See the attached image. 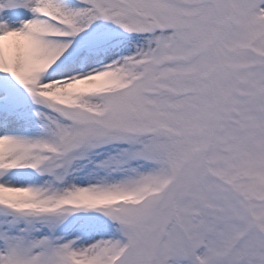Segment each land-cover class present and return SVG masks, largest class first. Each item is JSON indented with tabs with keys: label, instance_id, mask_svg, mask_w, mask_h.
<instances>
[{
	"label": "snow or ice",
	"instance_id": "snow-or-ice-1",
	"mask_svg": "<svg viewBox=\"0 0 264 264\" xmlns=\"http://www.w3.org/2000/svg\"><path fill=\"white\" fill-rule=\"evenodd\" d=\"M0 264H264V0H0Z\"/></svg>",
	"mask_w": 264,
	"mask_h": 264
}]
</instances>
